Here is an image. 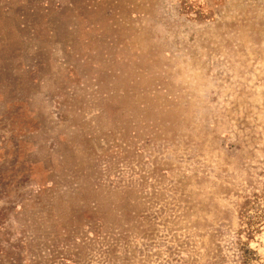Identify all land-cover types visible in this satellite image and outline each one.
<instances>
[{
  "label": "rangeland",
  "instance_id": "374dc122",
  "mask_svg": "<svg viewBox=\"0 0 264 264\" xmlns=\"http://www.w3.org/2000/svg\"><path fill=\"white\" fill-rule=\"evenodd\" d=\"M0 264H264V0H0Z\"/></svg>",
  "mask_w": 264,
  "mask_h": 264
}]
</instances>
